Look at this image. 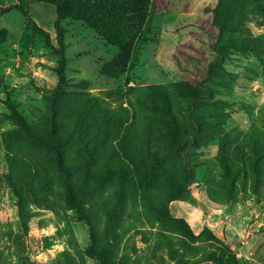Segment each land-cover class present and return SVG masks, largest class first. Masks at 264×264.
Listing matches in <instances>:
<instances>
[{"label": "rangeland", "instance_id": "1", "mask_svg": "<svg viewBox=\"0 0 264 264\" xmlns=\"http://www.w3.org/2000/svg\"><path fill=\"white\" fill-rule=\"evenodd\" d=\"M57 16L0 0V264H264V0H150L123 69Z\"/></svg>", "mask_w": 264, "mask_h": 264}, {"label": "trees", "instance_id": "2", "mask_svg": "<svg viewBox=\"0 0 264 264\" xmlns=\"http://www.w3.org/2000/svg\"><path fill=\"white\" fill-rule=\"evenodd\" d=\"M54 4L57 8V19L55 29L58 35L59 56L62 66L65 64L64 56V34L65 31L61 23L66 19H78L87 24L91 29L95 30L110 45L115 46L119 50V54L115 59L117 69H123L128 64L131 56L135 54L137 47L143 41L146 33V18L149 13L150 0H47ZM219 21L217 20V23ZM219 25H222L219 22ZM224 26L221 30H224ZM43 33V32H41ZM44 36L47 34H43ZM48 37V36H45ZM62 74V73H61ZM63 76V74H62ZM64 80L61 79L60 86L56 90L55 96L52 98L54 105H58L62 91ZM184 89L186 94H192L191 85L185 83ZM169 105V104H168ZM170 106V105H169ZM164 106L165 109H170ZM55 111V109H54ZM165 115L170 120L171 129L176 133L179 129L180 120L174 113L165 111ZM53 121H55L53 119ZM51 136L56 142L54 153L56 163L59 168L66 165V138L71 140L70 134L59 128L51 127ZM91 158L90 155H88ZM201 264H222L217 261H206Z\"/></svg>", "mask_w": 264, "mask_h": 264}]
</instances>
